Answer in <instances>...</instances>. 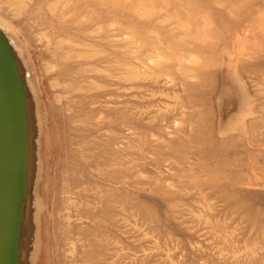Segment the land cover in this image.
Here are the masks:
<instances>
[{
	"label": "rangeland",
	"instance_id": "374dc122",
	"mask_svg": "<svg viewBox=\"0 0 264 264\" xmlns=\"http://www.w3.org/2000/svg\"><path fill=\"white\" fill-rule=\"evenodd\" d=\"M0 23L38 120L9 264H264V0H0Z\"/></svg>",
	"mask_w": 264,
	"mask_h": 264
},
{
	"label": "bare ground",
	"instance_id": "6f19581e",
	"mask_svg": "<svg viewBox=\"0 0 264 264\" xmlns=\"http://www.w3.org/2000/svg\"><path fill=\"white\" fill-rule=\"evenodd\" d=\"M1 45L0 264H9L13 235L18 232L23 166L26 187L31 189L38 176V120L23 66ZM27 207L30 211L31 201L27 200Z\"/></svg>",
	"mask_w": 264,
	"mask_h": 264
}]
</instances>
